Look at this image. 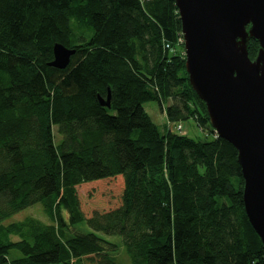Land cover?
<instances>
[{
	"label": "trees",
	"instance_id": "1",
	"mask_svg": "<svg viewBox=\"0 0 264 264\" xmlns=\"http://www.w3.org/2000/svg\"><path fill=\"white\" fill-rule=\"evenodd\" d=\"M181 38L175 0H0V264H115L112 237L132 264H264L238 152L191 87ZM58 43L76 50L65 70L50 66ZM189 119L213 138L171 130ZM99 186L116 205L86 217L81 195ZM36 204L51 224H5Z\"/></svg>",
	"mask_w": 264,
	"mask_h": 264
},
{
	"label": "water",
	"instance_id": "2",
	"mask_svg": "<svg viewBox=\"0 0 264 264\" xmlns=\"http://www.w3.org/2000/svg\"><path fill=\"white\" fill-rule=\"evenodd\" d=\"M189 83L206 104L212 129L238 152L248 220L264 251V0H175ZM251 40L259 42L255 60ZM65 70L76 50L53 48ZM110 108V96L100 100Z\"/></svg>",
	"mask_w": 264,
	"mask_h": 264
},
{
	"label": "rangeland",
	"instance_id": "3",
	"mask_svg": "<svg viewBox=\"0 0 264 264\" xmlns=\"http://www.w3.org/2000/svg\"><path fill=\"white\" fill-rule=\"evenodd\" d=\"M145 109L149 113V115L152 117L153 121L159 126V129L161 132H164L166 129H168L167 123V117L164 114V110L161 109L160 104L157 101H152L145 104ZM181 126V130H177V127ZM171 130L175 133H179L182 135H186L189 138L195 139V140H211L213 138V135H210L209 131L206 128H199L197 122L194 119H189L186 121H182L180 123H172L170 125ZM57 127L54 129L55 134L57 135ZM209 134V135H208ZM59 136L57 135V138ZM114 188H116V184H113ZM108 189H104V186H99L97 189L93 188H85L83 194L81 195V199L83 201V198L85 200L84 209L86 217H90L88 211H91L93 206H103V207H113L115 204L114 200L117 196V193H114V200H112V195L107 194ZM117 190V189H116ZM83 196V198H82ZM94 207V208H95ZM88 210V211H87ZM35 218L40 220L41 222L45 224H51L52 221L50 220L49 216L46 214L44 207L42 204H36L28 209H25L18 213L17 215L9 218L5 221V224H11L15 222H21L24 221L27 218ZM79 230L83 233H90L91 230L87 226L86 223H82L78 226ZM111 242L118 244L119 248L115 252H109L108 257L111 261H113L115 264H132L131 259L129 257V254L125 248V246L122 243V240L120 237H112L108 238ZM13 240L18 241V238L13 237ZM12 256L19 257L20 253L18 251L11 252ZM83 264H100L99 258H93V259H86L84 260Z\"/></svg>",
	"mask_w": 264,
	"mask_h": 264
},
{
	"label": "built area",
	"instance_id": "4",
	"mask_svg": "<svg viewBox=\"0 0 264 264\" xmlns=\"http://www.w3.org/2000/svg\"><path fill=\"white\" fill-rule=\"evenodd\" d=\"M180 42H181V44H183V38H181V39H180ZM178 129H179V130H181V129H182V127H181V126H179V127H177V130H178ZM216 135H217V134H216ZM217 136H218V135H217Z\"/></svg>",
	"mask_w": 264,
	"mask_h": 264
}]
</instances>
